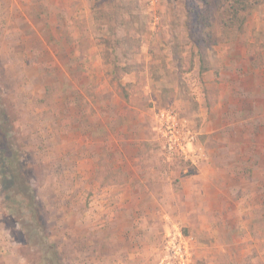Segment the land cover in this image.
I'll return each mask as SVG.
<instances>
[{
	"label": "rangeland",
	"instance_id": "rangeland-1",
	"mask_svg": "<svg viewBox=\"0 0 264 264\" xmlns=\"http://www.w3.org/2000/svg\"><path fill=\"white\" fill-rule=\"evenodd\" d=\"M204 3L0 0L2 264H264V1Z\"/></svg>",
	"mask_w": 264,
	"mask_h": 264
},
{
	"label": "trees",
	"instance_id": "trees-1",
	"mask_svg": "<svg viewBox=\"0 0 264 264\" xmlns=\"http://www.w3.org/2000/svg\"><path fill=\"white\" fill-rule=\"evenodd\" d=\"M194 1V0H192ZM205 1L206 7L204 8L202 13H206L207 17H209L210 8L209 7V0H203ZM215 1V0H214ZM262 0H216V2L221 6L220 8L223 10V16L227 14V20L233 21L234 19H240L239 24H242L244 21V18L240 16V13H245L248 9L252 8V6L257 5ZM264 1V0H263ZM188 9H192L191 11H194L195 8L193 6H188ZM202 13L200 15H202ZM226 13V14H225ZM240 17V18H238ZM19 168V167H18ZM18 170V169H17ZM20 170V169H19ZM19 182L20 190L22 191L23 195V205L25 206V210H27L31 216H33V221L36 222V225H39L41 228L44 226L43 223L41 224V215H40V206L39 202L37 201V198L34 195V190L31 188L29 182H25V180L19 181L16 180V182ZM16 182L13 184L15 185ZM44 234V232H43ZM45 239V238H44ZM47 248L51 251L50 256L48 258L49 264H61L59 261V257L56 253V250L53 248L51 244H46ZM54 251V252H53Z\"/></svg>",
	"mask_w": 264,
	"mask_h": 264
},
{
	"label": "built area",
	"instance_id": "built-area-1",
	"mask_svg": "<svg viewBox=\"0 0 264 264\" xmlns=\"http://www.w3.org/2000/svg\"><path fill=\"white\" fill-rule=\"evenodd\" d=\"M170 115L169 114H164L161 113V118H164L163 122L159 121V125H160V133L164 136V138L168 141V147L169 149L172 148V146H176L179 150L180 153L185 154V148H187L185 142H183V138L181 137V142L179 140H177L175 138L176 143H173L171 141V137H175L176 135L173 134L174 132H176V130L174 129V124L171 123L170 124V120H169ZM169 122V123H168ZM162 129V130H161ZM167 136H169V139H167ZM171 136V137H170ZM179 142V143H178ZM175 147V148H176ZM174 248V247H173ZM176 249V248H175ZM177 250V251H176ZM176 250H173L175 253H177V255H179L180 250L179 248H177ZM180 257V256H179ZM181 258V257H180Z\"/></svg>",
	"mask_w": 264,
	"mask_h": 264
},
{
	"label": "crops",
	"instance_id": "crops-1",
	"mask_svg": "<svg viewBox=\"0 0 264 264\" xmlns=\"http://www.w3.org/2000/svg\"><path fill=\"white\" fill-rule=\"evenodd\" d=\"M254 85L256 86V88H261V86H258V83L256 82L257 81V79H254ZM255 103H256V105H262L263 103H264V99H258V98H256L255 99V101H254ZM258 106H256V107H258ZM3 244V243H2ZM4 245H1V243H0V247H2V248H4L3 247ZM6 253H2V252H0V264H2L3 263V256L5 255ZM7 259H10V258H7ZM5 260V259H4Z\"/></svg>",
	"mask_w": 264,
	"mask_h": 264
}]
</instances>
